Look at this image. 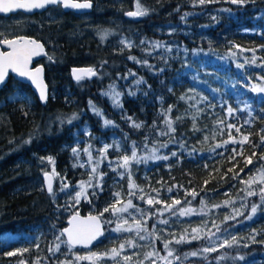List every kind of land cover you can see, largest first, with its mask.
Masks as SVG:
<instances>
[{"label": "trees", "instance_id": "trees-1", "mask_svg": "<svg viewBox=\"0 0 264 264\" xmlns=\"http://www.w3.org/2000/svg\"><path fill=\"white\" fill-rule=\"evenodd\" d=\"M92 1L85 25L70 15L66 17L69 25L61 17L60 21L45 18L35 25L32 19L26 20L22 26V34L40 40L46 48L42 63L49 96L45 105L12 75L0 88V264H94L76 260L77 253H104L121 241L122 233L110 234L118 215L104 209L115 203V193L127 192L128 179L103 162L99 167L104 173L102 191L86 187L87 197L77 202L76 187L89 177L78 162L85 158L83 152L77 156L72 151L82 148V137L97 143L109 141L113 147L107 149L106 158L122 157L131 143L145 152V157L168 156L167 160L142 159L135 168L136 195L128 198L136 209L152 212L160 203L149 206L145 201L154 198L165 205L180 200L181 205L173 206L177 215L180 207L193 209V213L214 211L207 219H197L195 224L203 226L199 239L192 240L190 234L186 238L190 242L173 241V255L163 254L167 260L139 256L120 258L113 264H264L263 193L249 186L264 170V159H260L264 147H259L264 135V97L252 90L264 83V0H248L243 5L230 0L203 5L193 0ZM137 5L146 14L138 20L125 17L124 13ZM121 37L131 40L132 46L122 44ZM154 43L164 47H153ZM240 52L247 55L245 63L228 56ZM74 66H89L96 75L77 82L70 74ZM208 76L223 80L220 87L215 86L223 104L227 102L235 110L224 119L208 115L205 106L193 109L186 100L193 84ZM108 88L119 93V108L104 94ZM16 92L27 93L31 102L11 99ZM89 101L117 126L105 128ZM228 124L235 127L228 129ZM85 125L87 134L81 131ZM113 131L124 142V149L114 147L110 139ZM229 132L237 143L224 144L230 140ZM244 136L249 142L241 145ZM30 137L31 142L25 143ZM246 157L253 163L247 164ZM45 171L54 173L52 194L42 181ZM64 183L69 187L61 190ZM248 191L255 194L250 196ZM225 201L230 203L225 206ZM252 205L257 206L255 213ZM225 208L226 216L235 219H220L219 211ZM74 211L98 214L103 221L104 235L89 249L71 247L61 234ZM155 217L159 218L155 214L147 219L150 230ZM214 224L219 225V231ZM227 228L236 233L231 246L185 255L206 248L210 239ZM5 235L12 238L1 239ZM153 238L160 246L154 233ZM9 252L16 254L9 256Z\"/></svg>", "mask_w": 264, "mask_h": 264}, {"label": "rangeland", "instance_id": "rangeland-1", "mask_svg": "<svg viewBox=\"0 0 264 264\" xmlns=\"http://www.w3.org/2000/svg\"><path fill=\"white\" fill-rule=\"evenodd\" d=\"M141 8V7H140ZM134 10H138L137 7L134 8ZM186 13H184V17H188V13L187 15H185ZM121 41H124L125 44H131L132 45V41L121 37L120 38ZM124 44V45H125ZM229 57H232L233 59H235L236 61H240L241 63H245V56L246 53L245 52H240V53H233V54H228ZM137 58L135 57L134 60H136ZM209 78H202V79H198L192 86V88L186 93V100L191 102V106L193 109H197V108H203L204 106L208 108V115H213L216 118L219 119H224L227 117V115L229 114L227 109L230 107L229 104H223L222 102V98L220 95V92L218 90L217 86H221L223 84V80H221L218 76H208ZM217 85V86H215ZM260 87H264V83L260 85ZM224 90V88H223ZM116 92L118 93L114 88H108L106 91H104L105 93H109L108 95H106L107 97H109V100L111 102V104L115 107V108H119V106H117V104H115L113 102V98L111 93L112 92ZM261 96L264 97V92H259ZM11 99H20V100H24L27 103L31 102V97L24 92H16ZM118 100L120 101V95L118 97ZM120 105V102H119ZM90 109L93 111V107L94 106L96 109L99 110V112L101 113V110L99 107H97L92 101H91V105L89 104ZM94 112V111H93ZM96 114V112H94ZM102 117V122L105 126V128H113L116 127L117 125L112 122V124L109 125H105V118L103 117L102 113L101 115H99ZM82 133L87 134L88 132V126L85 125L82 128ZM110 139L114 141V147L116 148V150H121L124 149V142L121 140V138L113 131L110 134ZM80 141H82L84 143V145L82 146V148L80 150H78L79 153H81V151L83 152L85 158H79V164H83L87 170H88V174L91 173L92 171V165L89 163V155L86 154L83 150L85 148H90V152H91V156H92V160L95 161L97 159H100V163H99V167L103 162H106V165L111 168L112 170L114 168H116V162L118 160H120L121 157H112V158H100L101 154H100V149H102L104 147V145H110V142L107 140H100V142H93L90 141L89 139L86 138H81ZM133 148H135V151L137 153V156L140 158H144L145 157V152L143 151H139L136 146L134 144H129L128 146V151L125 153V155L131 156V153L133 151ZM125 150H127L125 148ZM141 159V160H142ZM139 165V163H132L129 167L128 170H125L123 168H118L115 172H118L120 176L126 175L127 179H128V188H127V192L124 191L123 194H120L119 198V203L117 204V207H122L124 204L127 203V201L129 200L128 198V191H129V175L131 176V181L133 182V175H134V171L135 168ZM52 172V171H51ZM100 172V170H99ZM262 172V170H261ZM53 173V172H52ZM54 174V173H53ZM261 176H257L256 179L254 180H250L249 182V186H251V188L253 187H258V189L260 190L261 188H264V182H261L260 180ZM89 180V177L87 179V181ZM251 181H259L258 185L255 186V182H251ZM93 183H95V179L93 180ZM134 183V182H133ZM81 184V183H80ZM80 184L77 185L75 193L77 191H80ZM87 187V186H86ZM136 189V188H135ZM82 198H86L87 197V193L85 194V196H81ZM80 197V198H81ZM261 200L264 203V193L262 194V196L260 197ZM148 199V198H147ZM146 199V200H147ZM115 201V203H116ZM155 203V202H154ZM160 206H157L156 208L154 207V209H152V212L149 211V209H145L143 210V214H141L140 211H137V209L134 208H130L128 209L127 212H120L117 215V219H120L119 221H117V219L115 218L113 221V227L111 229L110 234L111 235H120L121 233V241L117 243L116 246H113V249H116V251L119 253L118 255H114L112 250H109L107 252L104 253H95L97 254L96 257H94L91 260H88L94 264H113L116 261H119L120 258H124L127 257L128 259H131L132 257H146V258H161L164 256H166L168 253L167 251H165L164 249V242L165 241H174L175 239H179L182 235H186V238L190 237L191 235H196V233L192 232L193 228L196 229H200L203 226H198L196 225V221L197 219H199V221L203 220L204 218H209L210 215H213L214 211H210L208 210H203L201 213H192L191 215H187V216H180V215H172L171 213H168L169 211H164L165 208V204L164 203H160ZM245 204L243 202H241V206L240 208H242ZM135 206V205H134ZM151 206V205H149ZM227 207H231V205L227 206ZM151 208V207H150ZM243 209V208H242ZM157 210H161L163 211V215L160 214V212H158ZM264 210V209H263ZM226 212V213H225ZM236 212V211H235ZM228 209L225 208L222 211H219V217L220 219H223L226 217V215L228 214ZM158 215V219L154 220V224L155 225V229L153 228L152 225V230L148 229L147 227V219L151 218L152 215ZM131 215L133 216V218L128 219V216ZM127 221V224L124 225L123 221ZM136 220H140L142 222V227H143V231H137V226H136ZM160 220H167L168 223L167 224H162L159 223ZM264 222V220H263ZM117 224H122L123 228H130V231H126V230H120V231H114L113 229H115L117 227ZM153 233L154 235L159 239L160 241V246H157L154 244V238H153ZM235 231L233 230V228H227L226 230H224L221 233L216 234L212 239H210L206 245V247H215L218 248L222 245V243L227 240L229 241L232 237H234L235 235ZM143 236L144 239H140V237ZM12 238V236L9 235H5L2 237L3 240H8ZM131 242V243H129ZM121 245H124L123 248H121ZM162 251L164 253H162ZM94 252H92L91 250H86L83 253H77V256H91V254H93Z\"/></svg>", "mask_w": 264, "mask_h": 264}, {"label": "snow or ice", "instance_id": "snow-or-ice-1", "mask_svg": "<svg viewBox=\"0 0 264 264\" xmlns=\"http://www.w3.org/2000/svg\"><path fill=\"white\" fill-rule=\"evenodd\" d=\"M199 3L201 5L205 4V3H209V2H215V0H193V3ZM231 3L233 4H239V5H243L246 2H248V0H230ZM46 5H62L65 8H74V9H88L92 7V3L91 0H84V2H74V0H0V12L3 13H7L10 11H14V10H18V9H24V10H32V9H39V8H44ZM137 11L136 12H129L128 15L129 16H137V15H145L146 14V10L145 9H141L139 5H137ZM225 11H227V9H225ZM187 15V13L185 14ZM181 19H184V17H181ZM122 44H125L124 41H121ZM141 43H144L143 41H141ZM0 44H5L8 45L12 51L9 53H4V52H0V85L3 84V82L5 81L9 69H11L12 72H16L18 73L19 76L21 77H27L28 79H30L32 81V83L34 85H36V87L39 89L40 92V100L41 101H46L47 100V95H46V87L43 84L42 79L40 78V73L42 72V69L37 68L35 69V71H31L28 69L27 65L28 62L31 58V56L33 55H37L41 52H43V46L41 44H39L37 41L35 40H24L23 38H17V39H0ZM126 47H131L132 45L129 44H125ZM153 47H164V45L159 44V43H154ZM49 59H51V57H49ZM129 59H135L134 57H129ZM139 62V61H138ZM146 63V62H145ZM243 65H240V67H242ZM72 75L73 78L79 82L82 79H84L86 76H94L96 75V72L89 68V69H72ZM141 81H137V83H140ZM253 91H258V92H264V87H253L252 88ZM109 93H105V95H108ZM134 94V93H131ZM112 98H113V102L115 104H117V106L119 105V93L116 92H112L111 93ZM89 104L91 105V101H89ZM93 107V111L96 112L97 115H101V113L99 112L98 109H96L94 106ZM229 114H232L235 110L232 109L231 107H229L227 109ZM75 118V117H73ZM130 119V118H129ZM71 122V121H69ZM105 125H109L112 124V121L109 120H105ZM166 123L168 124L169 130L170 131H174V129H172L171 127V121L170 120H166ZM223 123V122H221ZM245 123H247V121H245ZM134 127H140V125L138 124H134ZM235 126L232 124H228L227 128L228 129H232ZM236 131L239 132V128H236ZM264 131V130H262ZM229 137L230 140H226L224 141V144H228L229 142L232 143H237V141H235L234 139L231 138V132H229ZM261 143L259 145V147H264V135H261L260 137ZM31 142V137L29 138V140L25 141V143H30ZM249 142V138L248 136H244L243 139L241 141H239V143L241 145H243L244 143ZM222 145L217 144L216 147H221ZM113 147V145H104V147L102 149H100V154H101V159L106 157V153H107V149ZM253 147H257V145H253ZM73 154L74 155H79L78 149L77 148H73L72 149ZM86 154L89 155V163L92 165V171L89 174V180L86 182H81L80 184V191H77L75 193V198L77 200V202L79 201V198L81 196H85L86 194V186L88 188H100L102 191V179H103V175L104 173L99 172V163H100V159H97L95 161L92 160V156H91V152H90V148H85L83 150ZM234 154H236L235 149H233ZM173 155H176V153H173ZM253 156L256 155L255 152L252 153ZM49 162H51V158L49 157ZM140 157L137 156V153L135 151V148H133V151L131 153V156L128 155H123L120 160H118L116 162V168L113 169V171H116L118 168H123L125 170H128L130 165L132 163H140L141 162ZM149 159H164L167 160L168 156H148L143 158L144 162H147V160ZM260 159H264V156H261ZM246 163L247 164H252L253 160L251 157H246L245 158ZM75 166V165H74ZM81 167H83L84 165L81 164ZM231 171V169H230ZM241 171H243V169H241ZM45 178L47 179L49 176V173L45 172L44 173ZM239 176V173L236 174V176H234L233 178H237ZM95 179V183H93V180ZM261 182H264V170H262L261 172V177H260ZM242 183H245V181L241 180ZM251 182H255V181H251ZM205 183H207V181H205ZM69 187V185L67 183H64L62 186L61 190L67 189ZM135 185L134 183L131 181V176L129 175V192L128 195L131 196H135L136 195V191H135ZM48 191L50 194H52L53 190H52V186L51 184L48 185ZM169 191H171V188L169 189ZM261 193H264V188L260 189ZM96 193L93 192V195H95ZM189 193L186 190V196ZM248 195H254L255 193L252 191H248L247 193ZM191 195L193 196V198L196 197L197 193H195V191H193L191 193ZM114 196H116L117 198L120 197V193H115ZM141 199H143V196L140 197ZM119 199H117L116 203H113L112 205L109 206V208H105L104 211L108 212L109 210L112 211L113 215H117L120 212H127L128 209L130 208H134L135 206L132 203V200L129 199L127 201L126 204H124L122 207H117V204L119 203ZM148 205H152L154 202L155 203H163L161 200H154V198H148L145 201ZM186 203H190V201H186ZM204 201L201 200V204H203ZM225 206L230 203V201H225ZM174 205H181V201L180 200H173L172 204L166 205L164 208V211H169L171 212L172 215H176L177 214V210L173 207ZM214 207H220V205H215ZM256 205H252V213L256 212ZM137 211H140L141 214H143V210L141 209H137ZM158 212H160L161 215H163V211L161 210H157ZM193 209H186L183 207H180L178 210V214L180 216H187V215H191L193 213ZM236 214L239 215L240 213L238 212V210H235ZM101 215H103V213H101ZM229 219H235V216H226L225 220H229ZM90 221L93 222L92 227L89 229L87 235H81L79 233L74 234L73 232H71L69 229H65L64 232L67 233L68 235V241L67 243L69 245L75 244V243H90L92 240L96 239L97 236L102 235L100 228H99V223H98V219L97 217H90L89 218ZM159 223L162 224H167L168 221L167 220H160ZM123 224L126 225L127 221H123ZM136 226H137V231H143V227H142V222L140 220H136ZM214 227L217 228V231H219V225H213ZM153 228L155 229V225H153ZM114 231H120V230H126V231H130V228H123L122 224H117V227L115 229H113ZM198 229L193 228L192 232L196 233V235L192 236V240H196L199 239V235H198ZM212 235H215V233H212ZM57 240L60 239V237L56 238ZM140 239H144L143 236L140 237ZM236 241L235 237H232V241H227L225 240L222 243V247L223 246H231V243H234ZM174 242L176 244H181V243H185V242H190V241H186V235H182L179 239H175L174 238ZM131 243V242H129ZM173 243V241H165L164 242V249L165 251H167L168 256H172L174 250L170 247V245ZM38 247V245H37ZM55 247L58 249L59 245H55ZM124 245H121V248H123ZM25 251H27V249H25ZM51 251V249H50ZM212 252V251H216L215 247H206L203 248L202 250H197V251H193L191 253H186L185 255L188 256H197L200 254V252ZM114 255H118L119 253L116 251V249L112 250ZM9 256L11 255H15L16 253L14 252H9L7 253ZM97 254L93 253L91 254V256H77L76 260H91L94 257H96ZM125 259H128L127 257H125ZM161 259L167 260V257H161ZM176 259H179V257H176ZM21 264H23V261H21ZM153 264H155V262H153ZM168 264H171V262L169 261Z\"/></svg>", "mask_w": 264, "mask_h": 264}, {"label": "water", "instance_id": "water-1", "mask_svg": "<svg viewBox=\"0 0 264 264\" xmlns=\"http://www.w3.org/2000/svg\"><path fill=\"white\" fill-rule=\"evenodd\" d=\"M74 2H84V0H74ZM91 3H92V6H93V1L91 0ZM50 5H46L44 8L48 7ZM63 7V6H62ZM44 8H39V9H32L30 11L28 10H24V9H18V10H14V11H10V12H16V11H22V12H25V13H32L34 11H37V10H42ZM65 10H72V11H75L77 13H88L92 10V7L91 8H88V9H74V8H65L63 7ZM10 12H7V13H3V12H0L1 14L3 15H8ZM129 12H136L135 10H127L125 12V16L127 18H131V19H134V20H138L139 19V15L137 16H129L128 13ZM17 38H23L24 40H35L37 41L39 44H41L43 46V52L37 54V55H33L31 56L29 62H28V69L31 70V71H35V69L37 68H40L42 69V72L40 73V78L42 79L43 81V84L44 86L46 87V95H47V100L46 101H41L40 100V92H39V89L36 87V85H34L32 83V81L30 79H28L27 77H21L18 75V73L16 72H12L11 69H9V72H8V75L5 79V81L3 82L2 85H0V88L7 82L8 80V76L9 75H12L14 79L22 82V83H25L27 84L31 90L33 91V93L35 94L37 100L42 104V105H45L48 101V96H49V87L47 85V83L45 82V79H44V67L42 64H37V65H33L34 62L40 60L42 57L45 56L46 54V50H45V47L43 45V43L39 40H36L35 38H32V37H28V36H19V37H16V38H13V39H17ZM2 48L4 50H2ZM12 49L8 46V45H5V44H1L0 45V52H4V53H9L11 52ZM89 69L90 67L89 66H74L71 68L70 70V74H71V77L73 78V75H72V69ZM95 76V75H94ZM94 76H86V78H93ZM74 79V78H73ZM75 80V79H74ZM47 172L49 173V176L48 178L46 179L45 176H44V173ZM42 175V181H43V184H44V187L46 189L47 192L48 191V185L51 184L52 188H53V184H54V175L52 172L50 171H45ZM90 217H97L98 219V223H99V228H100V231L102 233V235H99L97 236L96 239L92 240L90 243H87V244H84V243H75V244H72L70 245L71 247H75V248H82V249H89L91 248L97 241L100 240V238L104 235V232H105V229H104V224H103V221L101 219V217L98 215V214H95V213H87V214H83V213H80V212H77V211H74L73 213H71L67 219H66V224L65 226L61 229V234L63 235L65 241L67 242L68 241V235L67 233L64 232L65 229H69L71 232H73L74 234H81V235H87L89 229L92 227V224L93 222L89 220Z\"/></svg>", "mask_w": 264, "mask_h": 264}, {"label": "flooded vegetation", "instance_id": "flooded-vegetation-1", "mask_svg": "<svg viewBox=\"0 0 264 264\" xmlns=\"http://www.w3.org/2000/svg\"><path fill=\"white\" fill-rule=\"evenodd\" d=\"M70 15L79 20L80 24L85 25L86 13H77L72 10H65L62 5H50L42 10H37L32 13H25L22 11L10 12L8 15H3L0 13V39H13L19 36L32 37L30 35L21 33V31H23L22 26L24 25L26 20L32 19L33 25H35L36 22L44 20L45 18L49 19L50 21H60L62 17L65 18L64 24L69 25V21L66 19V17H69ZM2 50L4 49L2 48ZM46 55L47 54H45V56ZM44 57L34 62L33 65H43L42 61Z\"/></svg>", "mask_w": 264, "mask_h": 264}]
</instances>
